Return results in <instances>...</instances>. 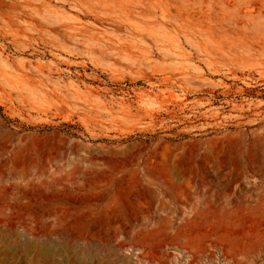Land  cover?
<instances>
[{
	"label": "rangeland",
	"instance_id": "1",
	"mask_svg": "<svg viewBox=\"0 0 264 264\" xmlns=\"http://www.w3.org/2000/svg\"><path fill=\"white\" fill-rule=\"evenodd\" d=\"M0 264H264V0H0Z\"/></svg>",
	"mask_w": 264,
	"mask_h": 264
}]
</instances>
